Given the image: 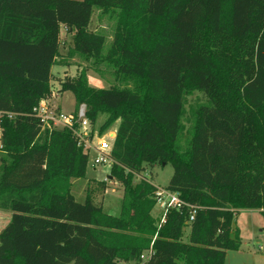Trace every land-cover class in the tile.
<instances>
[{
    "label": "trees",
    "instance_id": "obj_1",
    "mask_svg": "<svg viewBox=\"0 0 264 264\" xmlns=\"http://www.w3.org/2000/svg\"><path fill=\"white\" fill-rule=\"evenodd\" d=\"M96 8L116 20L108 48L91 28ZM63 26L69 57L104 60L125 84L93 87L84 68L57 90L85 103L93 126L107 113L100 131L119 120L109 176L123 186L119 215L91 184L77 200L89 155L34 111L65 64ZM194 91L206 100L187 108ZM0 129V210L12 213L0 264H225L241 247L235 213L264 211V0H0ZM168 163L167 188L187 205L161 224L143 173Z\"/></svg>",
    "mask_w": 264,
    "mask_h": 264
},
{
    "label": "rangeland",
    "instance_id": "obj_2",
    "mask_svg": "<svg viewBox=\"0 0 264 264\" xmlns=\"http://www.w3.org/2000/svg\"><path fill=\"white\" fill-rule=\"evenodd\" d=\"M115 18L110 14L104 13L102 9L96 8L93 14L91 28L103 32L107 36L106 48L109 47L115 30ZM61 55L58 58L65 64H55L52 68L54 75L53 92L51 94L54 103L60 106L65 113H72L77 110L75 95L68 90L62 94H58L60 81L67 77H76L81 70L87 68V76L89 84L97 88H107L111 85L123 86L122 82L115 79L114 68L108 62L102 60L95 62L91 59H83L80 56L69 57L67 55L68 47L73 44L71 35L66 33L64 26L61 29ZM56 96H53V95ZM206 97L201 91H194L188 96L189 108L198 102H204ZM108 117L107 113H101L94 129L100 134L115 133L119 120L104 131H100L101 125ZM189 125V124H187ZM114 135V134H113ZM2 145V131L0 129V146ZM92 157L88 162L87 173L84 177L78 178L73 182L71 192L78 201L84 202L87 196L88 187L94 189V198L96 202L103 203L105 211L119 215L121 211V203L123 198V186L117 180L110 176L111 165L94 166ZM174 167L172 163L166 165L156 164L147 166L143 175H145L152 183L162 188L168 189L170 179L173 175ZM138 179V177L136 178ZM105 181L107 188L102 189L100 183ZM154 215L161 218L164 211L158 205L154 210ZM12 213L6 210H0V230H2L10 221ZM237 234L241 239V247L238 250H229L226 255L225 264H264V211L259 209H239L233 220V235ZM189 228L184 236L188 240ZM122 264H136L134 262Z\"/></svg>",
    "mask_w": 264,
    "mask_h": 264
},
{
    "label": "built area",
    "instance_id": "obj_3",
    "mask_svg": "<svg viewBox=\"0 0 264 264\" xmlns=\"http://www.w3.org/2000/svg\"><path fill=\"white\" fill-rule=\"evenodd\" d=\"M34 111L41 120L43 129H71L79 145L88 153L89 160L93 155L92 162L94 166L111 165L114 162L111 153L116 131L115 133H109L107 136V134H100L98 130H95L87 116V105L85 103H82L74 112L65 113L59 105L53 102L52 96H49L43 98L34 108ZM137 177L138 180L142 178L141 175H137ZM155 196L157 205L164 211L161 224L166 221L167 213L171 208L179 209L183 205H187L182 201L178 192L157 185ZM190 208L189 222L194 220L199 207L190 205ZM149 257L150 251L144 252L141 256L142 262L147 261Z\"/></svg>",
    "mask_w": 264,
    "mask_h": 264
}]
</instances>
